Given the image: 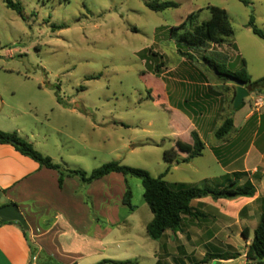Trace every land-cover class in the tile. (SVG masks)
I'll return each instance as SVG.
<instances>
[{"label": "rangeland", "instance_id": "374dc122", "mask_svg": "<svg viewBox=\"0 0 264 264\" xmlns=\"http://www.w3.org/2000/svg\"><path fill=\"white\" fill-rule=\"evenodd\" d=\"M13 1L21 5V13L0 0V92L20 101L26 111L21 116V127L41 134L40 150L36 147L40 152L47 149L59 157L68 152L71 168L88 173L119 161L145 169L155 177L170 167L164 178L172 184L215 185L208 178L219 170L209 151L190 162L164 160V151L176 145L178 139L184 140L186 129L183 123L172 122L162 105L165 87L155 75V67L161 61L164 67L179 65L178 75L179 71L194 68L214 83L219 78L210 60L231 69L244 60L254 80L263 77L264 39L254 33L249 21L254 16L255 24L264 31V0H248V4L242 0H173L177 7L161 11L150 9L147 0ZM212 5L227 11L234 29L230 41L193 48L180 44L172 28L190 14L189 29L208 20V7ZM179 49L192 57L182 56ZM149 50L159 54L153 56ZM191 64L194 67H189ZM221 100L219 105L226 109L227 116L233 105ZM221 121L218 118L216 127ZM52 139L63 141V145L59 143L55 148ZM205 139L212 143L214 137L205 132ZM179 153L186 155L180 147ZM125 178L124 189H131V203L137 210L121 235L131 240L111 245L108 255L135 257L138 264H197L203 261L205 250H227L219 241L214 242L220 246L217 248H197L198 229L185 221L183 232L194 250L192 257L179 252L180 241L172 237V232L160 240L150 238L144 225L152 212L143 197L142 180ZM104 187L119 190L111 180L92 188V205L101 222L104 216L100 211H106L109 201L115 203L117 197L112 191L108 192L112 199H107ZM126 206L128 210H122L120 217L130 213ZM231 233L239 241H246L238 231ZM244 247L237 249L243 251ZM99 259L94 256L91 262Z\"/></svg>", "mask_w": 264, "mask_h": 264}, {"label": "crops", "instance_id": "0c3cea01", "mask_svg": "<svg viewBox=\"0 0 264 264\" xmlns=\"http://www.w3.org/2000/svg\"><path fill=\"white\" fill-rule=\"evenodd\" d=\"M178 67H164L160 76H157L162 79L165 87L162 105L170 114V120L183 123L186 129L185 139H178L177 143L192 146L191 133L196 130L205 142L203 154L209 151L219 170L209 180L215 185H222L229 178L234 179L235 173L242 172L246 175L241 177L240 183L250 179L256 187L253 197L215 200L207 196L195 199L191 205L199 210L200 217L185 216L183 223L185 221L197 227L196 235L200 236L196 242L199 243L197 248H207L209 245L213 248H227L221 252L205 250L202 252L204 258L214 253L236 256L227 260L215 259L208 264H216V261H220L217 264H224L235 259L244 264L246 249L264 214V92L257 93L247 88L250 95L242 107L227 111L234 120L233 130L227 136L218 138L216 130L228 116L224 115L226 109L219 104L224 98L225 104L230 102L232 106L235 85L220 79L210 82L204 75L197 74L194 68H189L185 73L179 71L178 75ZM189 67L194 66L191 64ZM240 67L242 65L235 70ZM187 107L195 116L189 113ZM25 113L19 100L0 92V130L16 131L40 150L38 138L41 134L34 129L29 132L21 127V116ZM218 118L222 121L216 127ZM213 121L215 125L211 126ZM205 132L213 135L212 143L206 141ZM52 140L51 143L58 148L60 141ZM60 144L63 145V141ZM42 152L55 163L71 168L68 152L67 156L60 157L51 155L47 149ZM59 178L57 170L41 166L10 144H0V205L15 204L29 225L25 229L19 222H2L0 219V264H31L34 255L44 264H96L103 259L137 261L133 259L135 257L120 259L108 255L111 245L131 240L121 235V232L127 229L137 210V207L133 211L129 208L130 213L120 217L122 210H128L123 202L126 192L123 185L126 178L123 174L113 172L90 184H83L77 176H67L60 184ZM106 180L119 185V190L104 187L107 199H112V194H108L112 191H115L117 197L115 203L109 201L106 211H100L104 216V222H101V217L96 215V208L92 205L91 196L94 185ZM152 219L153 213L144 225L147 234V225ZM244 229H248V239L242 235ZM235 231L246 241L241 242L233 236L231 232ZM170 232L173 238L180 241L179 252L192 257L194 250L183 232V224L176 232L166 230L162 238ZM215 241H219L220 246ZM33 246L36 248L35 253ZM238 247H244V250L239 251ZM94 256L100 258L96 263L91 262Z\"/></svg>", "mask_w": 264, "mask_h": 264}, {"label": "trees", "instance_id": "16d2710c", "mask_svg": "<svg viewBox=\"0 0 264 264\" xmlns=\"http://www.w3.org/2000/svg\"><path fill=\"white\" fill-rule=\"evenodd\" d=\"M242 1L248 4V0ZM5 3L9 8L17 10L20 13L22 12V7L19 3H16L13 0H5ZM146 4L150 9L155 11L178 6L173 0H147ZM208 8L211 16L201 24H197L190 29L187 28L188 21L193 16V14H190L179 26L172 28V34L177 36V40L180 44L184 43L192 48L203 47L207 44L221 45L230 41L234 36V29L231 25L227 11L224 8L215 5L209 6ZM249 26L255 34L264 39V31L257 27L254 16H251ZM149 51L153 56L159 54L153 50ZM179 53L182 56L192 57L191 53L184 52L180 49ZM210 63L220 80L233 83V79L239 78L245 81L246 86L250 91L257 93L264 92V76L253 80L247 71L244 60H242L241 63L242 67L237 70L231 69L227 65L216 62L215 60H210ZM163 68V61L157 63L155 67V75L160 76ZM234 88L236 89L235 86ZM235 95L236 91L231 100L232 105L234 103ZM149 97L151 99L154 98L152 94L149 95ZM243 104L244 102L236 110L241 108ZM233 128L234 120L232 115H229L225 118L222 125L217 128L216 136L218 138H223L227 136ZM191 135L193 138L192 146L178 142L170 149L164 151V160L167 162L176 161L178 163L189 162L192 159L201 156L205 149V142L196 130L192 131ZM0 144H10L22 154L37 161L41 166L57 170L60 174V184H62L64 178L67 176H77L84 184H90L113 172L122 173L125 177L135 176L140 178L144 187V200L153 213V219L147 225V232L149 237L154 240L161 239L166 230H171L173 232L180 230L185 216L199 218V210L191 205V202L195 199L207 196H211L215 200L221 198L234 199L238 197H253L256 193V187L250 179L246 180L243 184L240 183L241 177L246 175V173L242 172L235 173L234 179L229 178L228 181L222 185L211 186L209 183H205L202 186L187 183L172 184L167 182L164 178L169 172L170 167H168L163 174L156 177L145 169L124 165L119 161L105 163L90 173L82 169L64 167L61 164L55 163L50 156L44 155L37 150L33 143L22 138L16 131L9 132L0 130ZM179 147L184 149L186 155L181 156L179 153ZM131 199L132 191L128 187L123 202L133 211L136 206L132 205ZM242 235L248 239V229H244ZM33 249V252L35 253L36 248L34 246ZM234 257L236 256L214 253L206 256L201 262L205 263L215 259L227 260ZM246 258L253 264H264V214L254 230L251 243L246 249ZM201 262H198L197 264ZM96 264H138V262L134 260L103 259Z\"/></svg>", "mask_w": 264, "mask_h": 264}, {"label": "water", "instance_id": "95a60500", "mask_svg": "<svg viewBox=\"0 0 264 264\" xmlns=\"http://www.w3.org/2000/svg\"><path fill=\"white\" fill-rule=\"evenodd\" d=\"M233 83L236 87V96L233 108L237 109L244 102V100L249 97L250 92L246 87L245 81L242 79H233ZM0 219L2 222L16 221L19 222L25 229L29 228L26 218L15 204L0 205ZM219 262L220 261H216L215 263L217 264Z\"/></svg>", "mask_w": 264, "mask_h": 264}, {"label": "built area", "instance_id": "2783aa9c", "mask_svg": "<svg viewBox=\"0 0 264 264\" xmlns=\"http://www.w3.org/2000/svg\"><path fill=\"white\" fill-rule=\"evenodd\" d=\"M31 264H44V263L39 261V257L37 255H34L32 258ZM244 264H253L249 260H247L246 255H245V263Z\"/></svg>", "mask_w": 264, "mask_h": 264}]
</instances>
